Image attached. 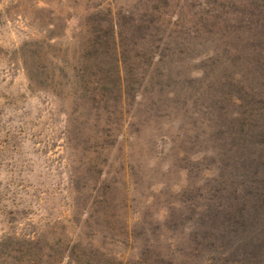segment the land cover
<instances>
[{
    "label": "rangeland",
    "instance_id": "rangeland-1",
    "mask_svg": "<svg viewBox=\"0 0 264 264\" xmlns=\"http://www.w3.org/2000/svg\"><path fill=\"white\" fill-rule=\"evenodd\" d=\"M149 1L0 0V264H264V187L228 188L212 140L182 147L175 128L139 124L130 146L103 157L88 139L95 128L82 127L96 115L91 94L63 68L79 52L76 17L106 7L115 19L142 17ZM167 2L164 13L188 7ZM156 23L161 34L173 27L167 14ZM52 65L49 80L32 77ZM213 68L201 79L211 89L225 79ZM230 93L216 95L221 126L245 115Z\"/></svg>",
    "mask_w": 264,
    "mask_h": 264
},
{
    "label": "trees",
    "instance_id": "trees-1",
    "mask_svg": "<svg viewBox=\"0 0 264 264\" xmlns=\"http://www.w3.org/2000/svg\"><path fill=\"white\" fill-rule=\"evenodd\" d=\"M183 2L188 7L174 4L173 10L170 7L164 13L162 8L169 7V2L149 1L142 17L126 11L128 19H115L109 7L97 8L86 20L76 17L71 31L79 35V52L63 68L77 81L83 78L91 94V110L96 115L82 127L95 128L96 138L88 139L104 145L98 154L103 157L130 146L133 126L139 124L158 132L175 128L182 147L212 140L215 169L227 167L220 173L228 188L244 189L249 186L246 182L264 187V0ZM164 14L173 27L161 34L162 25L156 20ZM187 16L195 20L189 22ZM191 62L198 68L188 67ZM216 65L223 68L219 76L225 79L219 85V78H214L209 82L211 89L201 79L215 77ZM52 67L32 77L49 80L50 72L58 69ZM169 79L171 87L166 84ZM195 85L205 89L196 90ZM221 88L225 96L231 92L230 102L238 107L242 104L245 114L234 115L227 126H221L217 108ZM183 94L191 97L178 101ZM255 101L263 103L260 109ZM214 132L219 134L212 139ZM191 159L187 162L192 163ZM228 205L233 201L228 200ZM260 207L264 209V202ZM237 211H242L240 202Z\"/></svg>",
    "mask_w": 264,
    "mask_h": 264
}]
</instances>
